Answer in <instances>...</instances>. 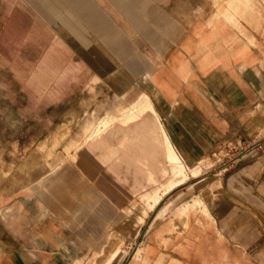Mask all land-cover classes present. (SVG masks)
I'll use <instances>...</instances> for the list:
<instances>
[{"label":"crops","instance_id":"1","mask_svg":"<svg viewBox=\"0 0 264 264\" xmlns=\"http://www.w3.org/2000/svg\"><path fill=\"white\" fill-rule=\"evenodd\" d=\"M40 1L65 25L86 16L96 36L117 22L102 49L119 80L145 87L169 163L230 139L244 146L212 183L186 187L200 202L165 215L161 197L137 228L126 227L125 184L86 155L47 166L29 154L23 168H0V264H97L120 227L110 264H264V149L250 147L264 142V0ZM65 55L55 39L32 75L37 86L70 69L59 64Z\"/></svg>","mask_w":264,"mask_h":264},{"label":"rangeland","instance_id":"2","mask_svg":"<svg viewBox=\"0 0 264 264\" xmlns=\"http://www.w3.org/2000/svg\"><path fill=\"white\" fill-rule=\"evenodd\" d=\"M51 1L65 8L62 0ZM86 19L74 16L65 25L40 0H0V168H23L29 154L47 166L86 155L95 169L107 170L125 184L126 227H146L156 207L168 215L190 197L199 199L186 187L197 181L212 183L232 166L244 145L230 139L202 156L182 159L185 171L177 173V166L166 160L162 127L147 105L145 87L119 80L121 68L109 63L112 59L105 52L110 50L102 49L101 38L117 30V22L96 36ZM43 32L41 38L35 36ZM55 39L68 53L59 64L71 67L65 74L45 78L39 87L32 75ZM113 45L117 48V41ZM200 170V176L191 177ZM157 195L160 203L150 207ZM110 243L113 248L115 238Z\"/></svg>","mask_w":264,"mask_h":264},{"label":"bare ground","instance_id":"3","mask_svg":"<svg viewBox=\"0 0 264 264\" xmlns=\"http://www.w3.org/2000/svg\"><path fill=\"white\" fill-rule=\"evenodd\" d=\"M232 1V0H231ZM229 2H230V0H229ZM173 163H174V165H176L177 166V168H178V170H177V173H184V169H185V166H183V165H181V163L179 162V159H178V157L175 155L174 156V158H173ZM195 168H196V166H194V167H192L191 166V170L192 171H195ZM159 201V195H157V196H154L153 197V203L152 204H150V207H152L154 204H156L157 202ZM197 203L198 202H200L201 201V199H196L195 200ZM177 211V210H176ZM120 229H121V227L120 228H118L116 231H114V232H112L113 234H110V235H112L111 236V239L112 238H115V244H114V246H113V248L112 247H108V250H107V254L104 256V257H102L101 259H99V261H98V264H110L111 262H112V260L115 258V256H116V254L118 253V251H119V246H116L117 245V243H118V240L120 239V237H118V240H117V234H118V232H120ZM121 237H123V236H121ZM121 240V239H120ZM112 248V249H111ZM99 250V249H98ZM106 250V249H105ZM121 253V252H120Z\"/></svg>","mask_w":264,"mask_h":264},{"label":"built area","instance_id":"4","mask_svg":"<svg viewBox=\"0 0 264 264\" xmlns=\"http://www.w3.org/2000/svg\"><path fill=\"white\" fill-rule=\"evenodd\" d=\"M250 147H264V142L263 141L254 142Z\"/></svg>","mask_w":264,"mask_h":264}]
</instances>
